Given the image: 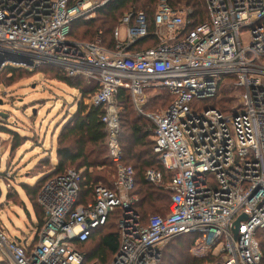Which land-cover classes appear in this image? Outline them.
Segmentation results:
<instances>
[{"label":"built area","instance_id":"2783aa9c","mask_svg":"<svg viewBox=\"0 0 264 264\" xmlns=\"http://www.w3.org/2000/svg\"><path fill=\"white\" fill-rule=\"evenodd\" d=\"M110 1L0 0V59L13 50L32 63L4 56L0 71L50 65L97 82L87 105L105 107L116 166L113 188L95 185L86 204H78L80 171L50 178L39 194L45 221L32 240L12 238L0 226V264H89L75 242L90 238L117 208L121 241L110 264H152L160 244L185 234L200 236L193 252L220 258L212 264H264L257 238L264 228V0H204L208 18L201 23L190 18L192 9L174 11L161 0L154 31L160 43L146 50H128L151 33L143 12L132 23L133 10L115 28V48L103 45L101 36L70 37L76 19L93 18ZM226 82L241 90L238 102L229 112L203 108ZM147 88L167 89L173 102L143 113ZM119 89L128 90L135 108L154 124V151L170 173L169 210L145 224L136 210L135 171L123 162L119 142ZM145 178L164 184L154 169Z\"/></svg>","mask_w":264,"mask_h":264},{"label":"trees","instance_id":"16d2710c","mask_svg":"<svg viewBox=\"0 0 264 264\" xmlns=\"http://www.w3.org/2000/svg\"><path fill=\"white\" fill-rule=\"evenodd\" d=\"M166 1L174 11L185 9V7L192 9L190 18L195 23H201L208 18V9L204 0ZM160 2L161 0H111L105 6L97 8L93 18L89 20L84 18L76 19L71 24L70 37L75 40L95 41L98 36H101L103 45L108 48H115L114 31L119 19L125 12L133 10L132 23L136 22L139 12H143L151 33L149 36L141 38L132 44L128 50L138 51L156 47L159 45L160 40L154 34L155 16ZM43 69H49L54 75V79L78 91L80 100L73 114L67 117L61 128L56 147V162L52 163L50 157L47 158L46 165L50 168L42 172L44 174L43 177L34 184L22 183L26 197L30 201L37 217V227L42 226L45 221L43 208L38 202V195L50 178L63 174L70 168L80 171L83 180L81 182L78 204H86L93 200V188L95 185L103 184L113 188L116 172L115 162L109 154L107 127L102 120L106 112L105 107L90 108L84 103V99L98 89L97 82H89L83 76H68L64 70L52 66H42L39 72L46 73L49 71L46 70L44 72L42 71ZM26 70H29V68L9 66L6 69L9 74L16 76H20L22 74L20 72ZM229 85L232 88H229ZM233 88L236 90L231 83L226 82L216 97L204 101L203 108H216L229 112L236 100L230 96ZM155 90L158 94L151 98V105L153 106L155 104L153 102L157 101L167 109L173 102V95L165 88H157ZM161 92L166 94L159 96ZM114 103L119 116V142L122 149L123 162L134 168L136 179L134 193L140 198L136 210L145 224L150 216L166 215L169 210L172 193L166 185L170 181V173L154 151V128L145 117L136 111L130 92L126 89H119ZM229 105L231 106L228 108ZM148 108L146 107V111ZM7 116H9L8 111H0V129L2 132L12 135L15 142L14 148H16L26 142L29 136L21 135L16 130L10 129L7 126ZM125 127L126 132L123 130ZM104 169H110V171L102 173ZM149 169L162 173L164 180L162 186L146 181L145 175ZM161 201L164 204H160L162 203ZM149 211H153L152 213L154 214L144 218L143 216L147 215ZM121 215L122 210L119 208L115 209L109 214L106 223L96 228L90 238L86 241L75 242V248L84 254L86 263L110 264L113 260L120 247L121 231L118 223ZM0 226L2 225L0 224ZM199 237L198 234H185L170 241L178 242V239L184 238L190 242L189 246L193 248ZM257 238L264 255V228L258 231ZM91 243H94V246L89 248ZM219 260V257L207 254V256L205 255L201 258L188 257L184 264H212Z\"/></svg>","mask_w":264,"mask_h":264},{"label":"rangeland","instance_id":"374dc122","mask_svg":"<svg viewBox=\"0 0 264 264\" xmlns=\"http://www.w3.org/2000/svg\"><path fill=\"white\" fill-rule=\"evenodd\" d=\"M185 9L188 10L186 7ZM42 66L28 67L29 70L20 72L22 73L20 76L9 74L6 71L7 67L0 71V111L9 112L7 126L10 129L29 136L26 142L14 148L12 135L0 129V185L3 190L0 199V224L3 228L7 227L5 230L12 238L22 236L24 239L32 240L35 236L37 217L26 197L22 183L34 184L41 179L44 175L42 172L50 168L46 165L47 158L50 157L51 162H55L61 128L67 117L73 114L80 100V93L54 79L49 69L42 70L44 72L49 70L46 73L39 72ZM228 87L232 88L230 85ZM147 89V102L142 108L143 113L165 109L160 102L154 101L153 106L150 103L151 98L158 94L155 90L157 88ZM165 94L161 92L159 96ZM240 94V89L233 88L230 93V96L236 99L233 105L238 102ZM84 103L87 104V97ZM146 107H149L147 111ZM135 109L145 117L137 108ZM147 120L154 128L152 121ZM123 130L126 132V127ZM7 171L10 173L9 179L3 175ZM109 171L110 169H104L102 173ZM152 212L149 211L147 215L142 216L147 218L154 214ZM178 240V242L168 241L160 244L158 257L152 264H184L188 257H202L201 254L193 252L188 240L184 238ZM92 246L94 243H91L89 248Z\"/></svg>","mask_w":264,"mask_h":264},{"label":"water","instance_id":"95a60500","mask_svg":"<svg viewBox=\"0 0 264 264\" xmlns=\"http://www.w3.org/2000/svg\"><path fill=\"white\" fill-rule=\"evenodd\" d=\"M4 56H7L9 60L14 61V62H17L19 60L21 62H25L29 64V66L32 64L30 61L31 59L27 54L20 52V51L5 50V52H3L1 55L0 66L4 62ZM244 218H246V215H242L241 219H244ZM237 225L238 224L236 223V226ZM234 231L237 233L238 228L235 229Z\"/></svg>","mask_w":264,"mask_h":264},{"label":"crops","instance_id":"0c3cea01","mask_svg":"<svg viewBox=\"0 0 264 264\" xmlns=\"http://www.w3.org/2000/svg\"><path fill=\"white\" fill-rule=\"evenodd\" d=\"M55 162H56V160H55ZM54 161L52 162V163H55Z\"/></svg>","mask_w":264,"mask_h":264}]
</instances>
